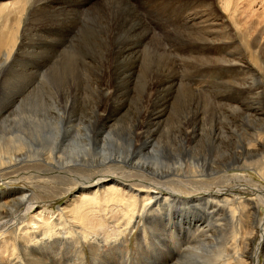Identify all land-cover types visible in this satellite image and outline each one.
<instances>
[{
  "label": "bare ground",
  "instance_id": "obj_1",
  "mask_svg": "<svg viewBox=\"0 0 264 264\" xmlns=\"http://www.w3.org/2000/svg\"><path fill=\"white\" fill-rule=\"evenodd\" d=\"M48 1L13 0L4 4V6L9 5V8L3 7L4 14L0 22V185H8V177L19 174L22 167L33 168V163L38 161L44 162L45 166L62 169V176L68 175V171H84V168L96 167L99 170L88 171L83 177L74 175L76 180L65 183L64 187L54 193L55 195H59L60 192L67 193L66 195L71 199L61 209L59 219L70 222L74 230L78 228L76 239L74 232L67 229L66 235L72 236V239L64 241L55 239L54 242L50 241V246L44 245L48 239L55 237L54 233L57 231H53L60 224L55 227L56 223L52 222L53 213L39 211L34 217L43 222L41 227L44 226V230L42 229L43 233H40L42 236L27 232L26 236H20L16 233L17 229L15 231L14 227L11 228L5 233L8 236L7 241L2 239L4 241L1 242L4 248L10 244L9 248L13 254H16H12L13 258L9 254L10 258L7 257V260L2 258L3 255L0 256V264H7V261L8 264H67L74 255L73 253L70 255L69 250L74 247L80 248L81 243L89 246L94 261L100 260L101 254H97L99 248L95 245L104 242L111 244L117 241V237L113 240L105 238L97 243L96 235L94 233L92 235L95 226L93 224L103 222L108 225V221H104L107 219L105 217L103 219L101 216H92L98 215L99 208L105 212L108 207L114 210L112 215L117 221H119L117 213L121 212L122 218L126 219L125 227L132 226L135 219L144 220L148 226L145 231L151 237L158 234L160 228H169L174 233L189 236L196 233L194 244L187 248L176 264H264L261 261V256L264 255L262 252L264 221L257 224L250 219L248 226L249 220H244L247 219V203L257 212L264 201H258L260 198L246 200L238 193L237 196L226 195L220 191L221 187L219 188L218 184L224 186L225 190L231 189L236 184L241 188L250 186L255 187L257 191L262 190L243 176L229 175L226 171L231 167L240 170L253 169L264 181L263 30L246 33L250 38L253 37L259 56L255 67L249 66L242 54L243 49L246 52L245 48L234 51L237 54L232 53L233 47L239 46V42L235 41L228 32L218 30L220 35L216 36L211 32L212 30L194 29L195 21L201 13V5L206 4L211 7L210 0H181L187 5L189 17L184 21L187 26L186 30L184 29L186 34L182 32L179 34L191 38L196 35L197 39L193 41L220 52L216 53L219 55V62H223L229 73L234 69L236 74L246 73V80L250 78L252 82L247 81V84L254 85L252 88H247L246 80L243 79L241 89H251L257 95L254 96L256 103L247 111L243 110L245 113L234 111L232 118L227 114L223 117L214 115L208 110L206 101L202 102L199 98H197L198 104L189 102L187 96L190 94L177 89L173 77L161 65L151 69L152 63L149 62L141 67L140 73L143 78L141 83L132 81L134 73H127L128 69L120 72L126 59L134 61V56H137L147 61L149 57L146 59L145 55L152 59H164V55L162 56L163 51L158 47L159 42L151 37L143 23L133 15L134 13L132 14L121 2L112 0L106 4V18L97 19L100 31L95 33L86 30L81 38L83 48H86L95 60L83 63L82 66L75 64L73 59L53 65L47 73L52 74V78L48 80L46 92L45 88L26 91L23 82L13 77L12 80L18 84V90L11 94L5 93L7 77L17 73V69L22 65L25 66L26 63L24 53L18 54L14 48L20 28L27 29L28 41L22 42L18 51L24 50L25 47L28 56L36 55L37 49L46 47L50 43L46 42L40 33L42 27H46L47 17H50L51 13L55 14L52 16L55 18H72L74 15V11L48 8L46 6V3L50 5ZM31 5L33 10L29 14ZM82 14L83 12L78 15L77 24ZM208 35L214 37L210 38ZM94 40L104 44L101 49H97L98 43ZM181 40L183 42V39ZM151 44L153 48L149 51L147 47ZM245 55H251V51H247ZM49 64H40L42 72H46ZM4 66L8 68L9 73L1 74ZM165 66L170 69L168 63L164 64ZM135 67L136 65L134 70ZM115 69L118 76L117 89L110 87L109 78L112 74H108ZM122 73L125 76H122ZM33 86L29 84V89ZM148 127H155L154 132ZM48 130L52 133L51 139L48 138ZM154 133L156 135L159 133L158 140L151 139ZM189 135L199 137V142H206L214 147L221 146L217 148L219 151L222 147L225 148L229 154H232V158L224 161H220L222 157L218 159L219 156L214 159L198 158L200 153L197 146L196 148L189 146L186 140ZM70 140L71 143H67ZM256 157L258 159L262 157V160L249 162ZM218 174L221 175L214 177ZM196 183L208 186L213 183L218 184L217 187L210 186L203 189L206 193L215 190L216 194H209L208 198L211 199L204 198L206 201L200 197L189 198L190 194L195 193L193 187L198 189ZM228 185L230 187H226ZM8 191L11 194L0 193V219L7 217L12 220L9 221L11 224L19 223L24 218L23 214H19L22 207L25 206L27 212H33L35 206L42 200L41 197L33 200L31 198L33 194H29L33 191L28 189L9 187ZM176 198L183 200L176 203ZM193 200L195 202L191 203ZM206 203L210 204L209 208L206 207ZM208 210L212 212L209 213ZM217 213H223V217L215 218ZM33 218L30 219L29 225L33 223ZM225 221L232 224L231 231ZM201 222L202 224H199ZM35 226L34 229L39 228L37 231H41L40 224ZM208 227L218 234V238L214 236H211L213 238L211 240L203 238V230ZM147 233L141 236L143 239H139L142 249L147 247L145 243ZM107 235L105 236L108 237ZM103 236L101 238H104ZM258 237L259 243L252 249L253 242ZM44 238H47V241L41 244ZM2 247L0 243V249ZM37 247H40L39 251L36 250ZM62 249L65 250L64 254H61ZM115 252L120 255L119 251ZM113 255L114 253L111 252L107 257L109 264L114 263ZM83 258L84 253L78 251L79 264L83 262ZM118 261L122 264L121 260L118 259L116 262ZM70 264L75 263L71 261Z\"/></svg>",
  "mask_w": 264,
  "mask_h": 264
},
{
  "label": "rangeland",
  "instance_id": "obj_2",
  "mask_svg": "<svg viewBox=\"0 0 264 264\" xmlns=\"http://www.w3.org/2000/svg\"><path fill=\"white\" fill-rule=\"evenodd\" d=\"M8 1L13 2V0H0V22H2L1 17L4 14L3 7L9 6V5L4 6V4H6ZM109 1L111 2V0H51V1L49 0L48 2L50 5L48 6V3H46V6L48 8L54 7V9H58V10L61 9L62 11H74V15L72 16V18L70 17L69 18H63V17L55 18V17H52V16H55V14L51 13L50 17H47L45 21L46 27H42V29L40 30V33L45 38L46 42L49 41L50 43L47 44L46 47L44 46V47H41L40 49H37L35 51L37 52L36 55L28 56L25 53L27 52L25 47H24V50L21 49L20 51H18V49L20 48V44L22 42L26 43L28 41L27 29L23 27L20 28L19 37L16 36L17 40H16L14 48H16V53L18 54L24 53L26 63L24 64L25 66L22 65L20 68L17 69L16 71L17 73L11 74L7 77L8 80L4 87V92L11 94L18 90V84L12 80L13 77L23 82L24 86L26 87V91L44 90L45 88V92H46L48 80L52 78L51 77L52 74H47V73H49L53 65H57L66 60L73 59L75 60L74 62L75 64L82 66L83 63L90 62L91 60H95L90 55V52L86 48L85 49L83 48L82 46L83 41H81L82 40L81 38L83 37V33L86 30L89 32L95 31V33L96 31H100L99 29L100 27L97 26L98 24L97 19L102 20L106 18L107 13H106L105 7H106V4L109 3ZM112 1L121 2L122 5L125 6L132 14L134 13L133 15L136 18H138V20L141 23H143L144 27L146 28L148 33L151 35V37L159 42V43L157 42L158 47L161 48L163 51V53L161 54L162 56L164 55L163 56L164 59H159V58L152 59L150 56L144 54L146 56L144 58L147 59L149 57L150 59L148 58V60L145 61L143 60V58L134 56L135 57L134 61L133 59L131 60L126 59L123 62L125 63V65L120 69V72L124 69H128L127 73H130V74L134 73L133 80L131 79L133 82L135 83H137V81L140 83L143 82L142 80L143 78H141L142 74L140 73V71L145 66V64H148L150 62L152 63L151 69H154L156 67L158 68V66L161 65L162 68L167 70L173 77V81H174V84L176 83L175 86L177 87V89H181L187 92V94L189 93L190 95H193V96H190V95L187 96V100L189 102H194L198 104L199 101L197 98H199L202 102L206 101V104L208 105V110H210L214 115H217L218 117H223V115L227 114L230 118H232L234 115V111H237V110L247 111L249 107L253 106V104L256 103L255 97L257 95H255L251 89H245V90L241 89V84L243 83V79L246 80V73L236 74L234 72V70L236 69H234L232 73H229L224 67L223 62H219L220 58H219V55L216 53H220V52H217L216 50H213L212 48H208L207 45L200 44L197 41H193L197 39L196 35L193 38H191V37H188L185 35L182 36L179 34L181 32L186 34L185 30L187 26H185L186 23L184 21L188 19L189 11H187V5L185 2L182 3L181 0L179 1H176V0H173V1L172 0H112ZM210 2H211L210 4L212 5L211 7H208L206 4L201 5L200 7L201 13L200 15H198L195 21L196 25L194 26V29L212 30L211 32L213 34H216V36L220 35V31L218 30H223L224 32H228L234 38L235 41L239 42V46L233 47L232 53L237 54V53H234V51L240 50L241 48H245L246 52L251 51V55H245L246 52L243 49L242 54H244L245 56L246 64L249 66L252 65L255 67L258 61V58H259V56L257 55V47L254 44V41L252 40L253 37L250 38L248 35H246V33L247 31H251L252 33H254V32H258L259 30H263V33H264V0H210ZM86 7H90V8L87 9ZM32 10H33V5L29 7V14L32 12ZM79 12L80 13L83 12L82 14L83 16L81 15V17L79 18V23L77 24L78 15L80 14ZM26 24H28L27 21H26ZM27 26L28 25H26V27ZM208 36L210 38L214 37L213 35H208ZM181 39H183V42ZM94 41L98 43L97 49H101L102 46L104 45L100 41H97V40H94ZM192 41L195 43H193ZM152 48H153V44L148 45L147 47L149 51H152ZM74 53H75V57H74ZM113 54H114V51L112 55ZM71 55L73 57H71ZM35 60H38V61H35ZM41 63L43 65L50 63L47 66V69L45 70L46 72H42L41 70L42 65H40ZM167 63L169 64L170 69L167 66L164 67V64L166 65ZM135 65L136 67L134 70ZM1 70H2L1 74L9 73L8 68L6 66L2 67ZM116 70L117 69H115V71L111 70L108 72V74H112L111 77L109 78L110 87H113V88L115 87L117 89L118 76H117ZM122 76H125V74L122 73ZM0 78H1V75H0ZM247 81L252 83L250 78H247L245 83L247 85V88H252L254 85H248ZM226 82H228V84ZM29 84L34 85L32 89H29ZM133 86L135 87V85ZM236 107L237 109H235ZM245 111H243V113H245ZM154 128L155 127H148L149 130H153ZM158 135L159 133H157V135L156 133H154L151 139L156 138V140H158V137H157ZM51 137H52V133L50 130H48V138L51 139ZM199 139H200L199 137H195L193 135H189L188 138H186L189 146H195V148L197 146V149L199 150V153H200L198 158L202 160L204 158L214 159V157L218 158L219 156L218 159L222 157L220 161H224L225 159L230 160L232 158V154L230 153L231 154V157H230L229 152L226 151L225 148L222 147L221 151H219V149L217 148L219 147L221 148V146L214 147L212 144L208 145L206 142H199L200 141ZM67 143L70 144L71 140ZM223 149L225 152L223 151ZM122 150L124 151V149ZM262 157H264V155ZM262 157H259V159L256 157L253 160H249V162L250 163L251 162L255 163L256 161L258 162L262 160ZM262 161L264 163V158ZM35 163H33V168L22 167L19 174H15L12 177L10 176L11 178L8 177L7 178L8 185H5V184L0 185V193L5 192L4 193L5 195L11 194L8 191V188L10 187L14 189H18V188L28 189L31 192L33 191L32 193H29L30 195L33 194L31 195V198L33 200L40 198V197L42 198V200H40L41 202L39 201L40 204L35 206V208L33 209V212L32 211L27 212L26 207L25 206L22 207L19 214H23L24 220L22 219L21 221H19V223H15L16 225L14 224V222L13 224H11L10 222H12V220H9L7 217L0 219V243L3 245V247L1 248L2 250L0 249V256L3 255L2 258H4L5 260L10 258V255H11V258H13L12 257L13 253L11 249L9 248L10 244H7L6 245L7 247L5 246L4 248V244L1 242L4 240L7 241L6 237L8 236L5 235V233L10 231L11 228L14 227L15 231L17 229L18 231H16V233H18V235L20 236H26L27 234H33V233L34 234L36 233L35 235H40V233H43L42 229L44 228V226L41 227L43 223L42 220L34 217V215H36V213H38L39 211L40 212L46 211L47 214L53 213L54 216H53L52 222L56 223L55 227H57L56 225L60 224L58 226L59 228L57 227L58 229L55 228V230L53 231V232L57 231L54 233L56 234L55 237L48 239V242L44 245L50 246L49 245L50 241L54 242L55 239H59L63 241L67 239H72V236L66 235L67 229H69V231L74 232L73 233L74 238L77 237L76 230L78 228H75L74 230V227H71L70 222L68 223L67 221H64L65 219L64 220L59 219L61 209L64 208L66 204L68 203V201L71 200L69 195H66L67 193H64V192L63 193L60 192L59 195L58 194L55 195L54 193L59 188L64 187L67 183H69V181L76 180L74 175L77 177H83V176H86L85 174L88 171L99 170L96 167L95 168H84V171H81V170H76L74 172L68 171L69 172L68 175L62 176L63 175L62 169H58L57 167L45 166L44 162H41V161H38ZM231 163L233 162L231 161ZM226 172L229 175L238 174V176H243L244 178H246V180H248V182H251L255 186H259L260 188H262V190L258 189L257 191L255 187L251 188L250 186H244V188H241L239 184H236L234 186L231 185L232 186L231 189L225 190L224 186H220V183H218L219 188L221 187L220 191L222 193H226V195L235 194V196H237L238 194H241L243 199L245 198L246 200H256V198L258 200L260 198V200L258 201L260 202L264 201V193H262L264 190V181H262L263 179H260V177L257 175V173L253 169H241L240 170V169H236L235 167H231ZM134 175L140 176L138 174H134ZM219 175L221 174L215 175L214 177H217ZM42 180H46V182L44 183V181L42 182ZM168 184H170V182H168ZM218 184L213 183V185L209 184L208 186V185H201V183H196L195 186H197L198 189L193 187L194 189L193 192L195 191V193H192L193 195L190 194V196L188 197L189 198L195 197V199H198L200 197L202 199L205 198L206 200L211 199V198H208V195L212 193L216 194L215 190L213 191L210 190V192L212 193H209V192L206 193L203 191V189L210 187V186L211 188L217 187L216 185ZM48 185L50 188L48 187ZM46 186L48 188H46ZM190 187L192 186H189V188ZM226 187H230V185ZM219 188H217V190H219ZM17 193H20V192H17ZM74 195H77V194H74ZM141 195L143 196V194ZM71 197L73 198L74 196H71ZM182 200L183 199L176 198L175 201L177 203L178 201H182ZM194 202H195L194 200L191 201V203H194ZM209 206L210 204L208 203L206 207L209 208ZM109 208L110 207H108V209H106L105 212H103V210L99 208L100 212H98V215L92 216V217L101 216V218L105 217L107 219L104 221L106 222L108 221L107 222L108 225L104 224L103 222L93 224V226L94 225L95 226L93 227L94 229H92L93 231L92 235L93 233L96 235L97 240H98L97 243L99 241L105 240V238H107V240L108 239L113 240L114 237H117V241L111 244H107L106 242H104V244L98 243L95 245L96 248H99L98 249L99 253L97 254L98 255L101 254L100 255L101 262L99 259L98 261H94L89 246L85 243H81V247H80L81 249L79 247H74L71 249V251L69 250V252H71L69 253L70 255L72 253L74 254L71 260L73 261V263L79 264L77 261L78 251H82L84 253V258H83V262L81 261L82 262L81 264H98V263L99 264L101 263L109 264L107 262L108 261L107 257L111 254V252L114 253V255L112 256L113 258L112 261L114 262L113 264H119V261L116 262L118 259L121 260L122 264H176L178 263L177 262L178 258L182 257L184 252L187 251V248L191 247L194 244L193 242L197 236L196 233L189 236L188 234L174 233L173 230L171 231L169 228H162V229L160 228L158 232L159 235L154 234L152 238L151 235L145 231L148 229V226L146 225V222L144 220L142 221L140 219H135L133 220L132 226L125 227L124 225H125L126 219L122 218L121 212L119 211L120 213L119 212L117 213L119 215L118 216L119 221H117V219L115 217L113 218V215H112L114 214V210H112L111 208L109 209ZM113 208L115 209V207ZM208 211L209 213L212 212L210 210ZM254 213H256V216H254ZM218 214L219 213H217V217L215 218L221 219L223 217L222 216L223 213H220L219 215ZM31 218H33L34 220H33V223L29 225V221ZM250 219L252 220V222L254 221L257 222V224L264 221V204L260 205V209L257 210L256 212L247 203V219L244 218V220L246 221L249 220L247 221L248 226H249ZM198 221L200 220L198 219ZM23 222H25V224ZM225 222H226L227 227L230 225L232 226V224L229 221H225ZM36 224H40L41 231H37L39 230V228H35V229L33 228V226H35ZM199 224H202V222ZM208 224L210 225V223ZM103 225L104 226L106 225V226L104 227ZM231 226L228 228L230 231H231ZM25 227H27L28 229L26 230ZM64 228H65V233H63ZM101 230L103 231V233H101ZM224 230H226V228H224ZM203 232H204L203 238H205V240L208 238H210L211 240L213 239L212 238L213 236L214 238H218V234H216L214 230L211 229L210 227L205 228ZM146 233H147V236L145 239V243L147 247H145V249H142L140 248L139 239H143L141 236ZM105 235H107L108 237H106ZM41 236L42 235H40V237ZM102 236L104 238H101ZM259 237L254 240L252 249L255 248V246H257V244L259 243V240H260ZM42 240L43 242H41V244L45 243V241H47V238H44ZM98 245H101V247H98ZM65 247L66 245H64V248ZM260 247H262V244H260ZM39 248L40 247H37L36 250L39 251L38 250ZM96 248L94 247V250H96ZM114 248H117V249H114ZM7 249L9 253L7 252ZM116 250L120 252L119 256H118V253L115 252ZM143 250H146V252ZM56 251H60V250H56ZM262 252L264 254V250ZM64 253H65V250L62 249L61 254H64ZM106 253L107 255H105ZM15 254L16 253H14L13 255ZM56 258L58 257L56 256ZM71 261H68L67 264H70ZM261 261L262 263H264V255L261 256ZM8 263L9 262L7 261V264Z\"/></svg>",
  "mask_w": 264,
  "mask_h": 264
}]
</instances>
